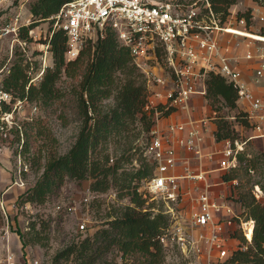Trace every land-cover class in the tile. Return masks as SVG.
Instances as JSON below:
<instances>
[{
    "label": "trees",
    "instance_id": "16d2710c",
    "mask_svg": "<svg viewBox=\"0 0 264 264\" xmlns=\"http://www.w3.org/2000/svg\"><path fill=\"white\" fill-rule=\"evenodd\" d=\"M68 1L32 0L31 21L19 27V36L31 41V30L46 20L50 22L51 32L44 41L49 43L53 65L44 69L37 82L29 83V63L18 56L1 80V86L14 96H27L49 113L58 105L69 108L80 119V129L70 148L64 153L48 149L45 162H38V168H43L41 174L20 194V202L44 203L59 192L67 178L91 179L92 191L100 193L113 189L116 199L128 198V202L113 203L104 223L92 233L70 238L53 256V264H118L117 257L127 264H167L166 249L170 246L162 242L161 235L170 226L171 217L165 208L156 207V197L143 189L144 181L154 174L155 163L145 154L146 144L144 146L138 139L145 131L148 140L156 119L170 116L175 108H167L163 103L149 105L146 74L130 47L120 40L111 26H106L103 34L98 32L87 37L78 56L67 59V34L62 28L52 27V16ZM255 1L264 4V0ZM235 2L213 0L215 10L223 18ZM246 16L251 17L250 13ZM63 73L71 78L68 90L58 85ZM205 83L204 96L215 112L217 107L238 108L240 95L233 81L210 71ZM4 109L10 106L5 103ZM215 115L213 135L217 141L239 137L232 120L224 114ZM234 115L241 126L251 127L246 110L238 109ZM16 134L19 140L18 129ZM24 134V150L30 149L33 140L41 135L51 137L43 119L26 123ZM112 146H118L116 153L110 151ZM247 153L239 154L241 164L256 166L259 156L248 157ZM261 155L264 156V152ZM236 169L226 170L222 175L224 180L235 179ZM238 200L247 217L255 220L253 237L248 242L242 232L238 246L223 264H264V202L251 190L240 191ZM4 217L0 206V222ZM52 222V217L32 218L29 229L19 232L23 245L38 243L49 248Z\"/></svg>",
    "mask_w": 264,
    "mask_h": 264
},
{
    "label": "built area",
    "instance_id": "2783aa9c",
    "mask_svg": "<svg viewBox=\"0 0 264 264\" xmlns=\"http://www.w3.org/2000/svg\"><path fill=\"white\" fill-rule=\"evenodd\" d=\"M261 12L264 26V10ZM52 17L54 29L62 28L67 34V59L78 56L87 37L103 34L106 26L114 28L147 74L149 105L163 103L167 108H175L170 116L157 118L150 130L145 154L154 161L155 171L144 181L143 189L167 204L164 211L170 214L171 224L161 235L162 242L177 246L187 258L201 249L192 229L207 227L211 233H200V238L205 239L210 250H218L223 264L233 249L224 246L220 230L235 221L247 240L252 241L255 220L243 219L234 204L214 194L209 177L213 171L240 166L239 154L246 151L248 141L264 137V88L256 92L242 80L222 47L224 33L240 34L233 30L239 29L226 21L228 15L223 18L215 10L213 0H70ZM19 27L5 30L19 35ZM260 36L264 40V33ZM46 45L49 47V43ZM246 56L251 58L253 54L248 52ZM152 59L154 65L150 63ZM210 71L226 76L237 86L240 98L248 105L252 133L246 138H225L220 141L223 147L204 151L207 128L203 126L204 119L193 117L192 107L196 96L205 95V78ZM263 75L264 61L256 70V81L261 82ZM34 81L32 77L29 83ZM29 101L27 96L14 97L0 85V120L10 123L13 111ZM5 103L10 109H4ZM0 127L5 130L4 124ZM216 154L221 155L217 166L205 165L207 160L213 162ZM27 170L28 164L19 153L15 171L17 186L25 185L23 174ZM189 187L196 190V195L192 197L189 217L184 220L179 208ZM253 193L264 202V190L258 183ZM0 205L6 211L4 202ZM12 260L10 254L8 261Z\"/></svg>",
    "mask_w": 264,
    "mask_h": 264
},
{
    "label": "rangeland",
    "instance_id": "374dc122",
    "mask_svg": "<svg viewBox=\"0 0 264 264\" xmlns=\"http://www.w3.org/2000/svg\"><path fill=\"white\" fill-rule=\"evenodd\" d=\"M31 1L0 0V85L3 76L8 72L14 60L19 58L18 56L24 57V60L28 61L27 70L30 78H35L34 82L39 80L41 77L39 74L46 66L53 65L52 51L50 47H47V42L44 41L51 32L48 20L31 30L33 40L26 43L15 31L6 32L5 30V28L11 29L14 26L28 24L31 21L29 9ZM262 10H264V4L255 0H236L229 8L230 12L228 17H226V21L233 27L238 28L239 30H233L240 34L228 32L221 37L222 47L225 53L230 56L234 67L239 71L241 79L247 82L256 92L264 88V75L261 76V82H257L255 77L257 68L264 61V40L260 37L264 33L263 20L260 17ZM247 13H250L251 17L248 18L246 16ZM248 52L253 54L251 58L246 56ZM150 63L154 65L156 62L152 59ZM154 70L156 71V69ZM143 71L145 72V70ZM70 81L71 78L63 73L58 85L62 90H68ZM147 84L149 88L148 80ZM14 97L17 98V96ZM216 109L217 111L215 112L209 100L203 95H198L193 100V117L198 120L204 119L205 123H203V126L207 128L205 134L207 144L205 143L204 151L223 147V143L215 140L213 135V129L216 126L215 114H224L232 120L239 130V137L246 138L252 133L249 127L241 126L240 122L234 119L236 118L234 114L238 109H248L247 103L241 98L237 109H229L227 107H221L220 109L217 107ZM181 118L184 119L183 116ZM9 119L12 120L10 123L0 120V125L4 124L5 126V130L0 129V204L4 202L6 207V211L3 210L4 221L0 222V264H53V256L65 246L70 238H82L92 233L104 223L108 210L113 203H127L128 198L116 199V193L113 189L100 193L92 191L90 189L91 179L78 181L67 178L59 192L51 196L46 202L39 204L21 203L20 194L24 189L35 183L43 170V168H38V162L42 164L45 162V153L48 149H55L58 153H64L70 148L80 129V119L69 108L63 109L58 105L55 111L49 113L42 109L38 102L31 100L24 103L21 108H16ZM42 119L46 128L50 130L51 137L48 138L49 134L41 135L33 140L30 149L24 150V127L26 123ZM157 122L158 120L156 119ZM17 129L19 130V140L16 139ZM145 137L146 132L142 131L138 139L144 146L147 142ZM40 149L41 151H39ZM117 149L118 146H112L110 151L116 153ZM246 152L250 154L248 157L259 156L256 166L249 165L247 167V163L243 162L235 171V179L224 180L222 175L226 172L225 169L213 171L209 177L211 182L210 189L213 193L218 197L226 198L234 204L235 211L240 213L243 219L249 217H247L244 207L238 200L239 192L251 190L253 193L256 183L263 189L264 156L261 155V152H264V137L249 140L246 145ZM19 153H21L23 160L28 164V170L23 174L25 179L24 186L15 184L17 155ZM220 156V154L214 155L215 160L213 162L207 160L205 165L216 167L217 158ZM194 195H196V190L191 188L189 193H186V200L183 202V206L181 205L182 208H179L180 217L184 220L189 217V209ZM155 206L166 208L167 204H163L161 200L156 198ZM35 216L53 218L49 248H45L38 243L23 245L21 241L19 232L28 230L30 220ZM81 224L85 226L81 227ZM192 233L196 238H199L200 251L191 252L190 256L186 258L180 248L172 246L166 249V263H222L218 250L216 248L210 250L205 239L200 238V233L210 234L211 229L207 227L194 228ZM240 234H242V229L235 221L231 225H224L222 230H220V235L225 240L224 246L229 250L238 246L241 240ZM244 236L246 237V235ZM10 254L13 255L12 262L8 261ZM117 263L127 264L120 257H117ZM62 264L69 263L63 262ZM106 264L112 263L106 262Z\"/></svg>",
    "mask_w": 264,
    "mask_h": 264
},
{
    "label": "crops",
    "instance_id": "0c3cea01",
    "mask_svg": "<svg viewBox=\"0 0 264 264\" xmlns=\"http://www.w3.org/2000/svg\"><path fill=\"white\" fill-rule=\"evenodd\" d=\"M238 103H239V101H238Z\"/></svg>",
    "mask_w": 264,
    "mask_h": 264
},
{
    "label": "bare ground",
    "instance_id": "6f19581e",
    "mask_svg": "<svg viewBox=\"0 0 264 264\" xmlns=\"http://www.w3.org/2000/svg\"><path fill=\"white\" fill-rule=\"evenodd\" d=\"M261 37V36H260Z\"/></svg>",
    "mask_w": 264,
    "mask_h": 264
}]
</instances>
